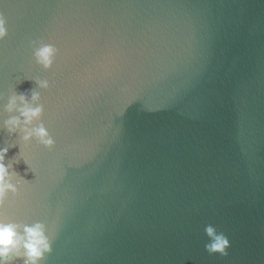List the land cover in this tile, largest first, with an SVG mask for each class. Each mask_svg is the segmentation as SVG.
<instances>
[{
	"label": "water",
	"instance_id": "1",
	"mask_svg": "<svg viewBox=\"0 0 264 264\" xmlns=\"http://www.w3.org/2000/svg\"><path fill=\"white\" fill-rule=\"evenodd\" d=\"M0 11V103L50 81L41 119L56 142L20 145L31 171L14 164L26 180L2 209L50 225L40 264H264V0ZM37 40L59 50L48 70L31 56ZM206 224L227 255L205 250Z\"/></svg>",
	"mask_w": 264,
	"mask_h": 264
},
{
	"label": "clouds",
	"instance_id": "2",
	"mask_svg": "<svg viewBox=\"0 0 264 264\" xmlns=\"http://www.w3.org/2000/svg\"><path fill=\"white\" fill-rule=\"evenodd\" d=\"M3 0H0V4ZM8 35L7 21L3 11H0V41ZM31 56L36 65L43 70L50 69L57 57L58 48L55 44L42 40L31 42ZM36 87L17 92L13 90L7 96L6 102L0 103V133H5L7 139L0 142V264H40L46 253L51 252V227L44 221L21 220L5 215L2 211L9 194L15 195L19 191V184L26 180L14 169L19 163L21 144L35 141L45 148H51L55 139L48 131L41 119L45 105L42 102V91L50 87L46 77L33 79ZM4 96L0 93V101ZM19 144L20 151L12 159L8 158L9 149ZM24 160V159H23ZM27 165L25 174L31 171ZM204 233L209 238L204 245L209 253L227 255L226 249L230 242L223 232H218L212 224H206Z\"/></svg>",
	"mask_w": 264,
	"mask_h": 264
}]
</instances>
